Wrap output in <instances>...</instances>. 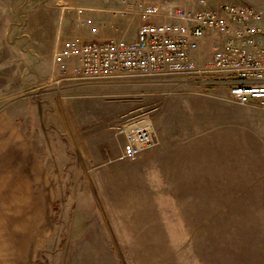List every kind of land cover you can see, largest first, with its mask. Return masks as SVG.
Returning a JSON list of instances; mask_svg holds the SVG:
<instances>
[{"label":"rangeland","instance_id":"rangeland-1","mask_svg":"<svg viewBox=\"0 0 264 264\" xmlns=\"http://www.w3.org/2000/svg\"><path fill=\"white\" fill-rule=\"evenodd\" d=\"M44 2L46 31L53 19L60 22L54 39L50 33L55 40L52 59L55 48L69 37L132 40L142 19L122 21L140 4H148L141 0ZM19 71L13 85L20 95L8 109L29 141L30 154L0 153V264L263 262L264 252L251 249L247 242L253 236L239 233L237 220L205 222V228H199L204 220L167 219L159 217L164 212H150L149 204L139 203L150 199V188L141 187L134 178L133 165L139 158L118 159L123 144L118 129L123 121L159 109L166 98L188 100L196 98L188 94L200 93L219 97L223 89L202 91L180 77L125 76L91 82L104 87L67 99L65 93L61 97L53 91L51 71H36L28 84L17 75ZM22 85H38L32 91L36 95L17 90ZM8 88L7 82L0 81V98L10 92ZM246 106L264 111L262 106ZM5 109L0 105V112Z\"/></svg>","mask_w":264,"mask_h":264},{"label":"crops","instance_id":"crops-1","mask_svg":"<svg viewBox=\"0 0 264 264\" xmlns=\"http://www.w3.org/2000/svg\"><path fill=\"white\" fill-rule=\"evenodd\" d=\"M141 1L148 4L140 5L202 7L198 0ZM207 1L212 6L243 3L264 13V0ZM45 6L44 0H0V81L7 82L6 91H10L0 98V105L6 107L0 112V139L4 141L0 153L7 156L30 154L29 141L8 109L16 105L15 97L20 95L15 92L13 76L20 69L17 75H22L28 84L36 71L50 72L52 68L55 40L50 33H54V39L60 22L53 19L49 33L46 31L42 22ZM138 10L122 22H141ZM22 86L17 90L33 93L38 88ZM102 87L103 84L87 83L61 89L54 86L53 91L61 97L65 93V98L70 99ZM188 95L196 98H166L154 114L156 143L133 165L136 182L150 188V199L142 198L139 203L149 204L150 212H164L159 217L204 220L199 228H205V222L237 220L239 233L253 236L247 242L251 249L264 252V111L206 94ZM53 101L56 106L57 101ZM19 142L21 146L15 145ZM82 245L91 250L94 247ZM103 247L112 249L110 244Z\"/></svg>","mask_w":264,"mask_h":264},{"label":"built area","instance_id":"built-area-1","mask_svg":"<svg viewBox=\"0 0 264 264\" xmlns=\"http://www.w3.org/2000/svg\"><path fill=\"white\" fill-rule=\"evenodd\" d=\"M140 5L132 40L69 37L55 48L50 83L68 85L125 76L180 77L220 98L264 108V13L247 4ZM207 92V93H208ZM205 94V93H203ZM153 110L123 121L118 159L137 160L156 143Z\"/></svg>","mask_w":264,"mask_h":264}]
</instances>
